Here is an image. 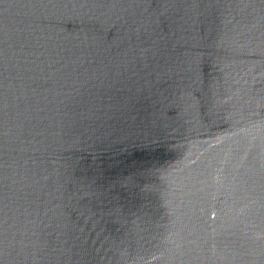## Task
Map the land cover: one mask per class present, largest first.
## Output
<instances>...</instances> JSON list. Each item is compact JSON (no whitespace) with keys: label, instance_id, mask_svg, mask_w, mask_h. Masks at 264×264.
<instances>
[{"label":"water","instance_id":"95a60500","mask_svg":"<svg viewBox=\"0 0 264 264\" xmlns=\"http://www.w3.org/2000/svg\"><path fill=\"white\" fill-rule=\"evenodd\" d=\"M0 264H264V0H0Z\"/></svg>","mask_w":264,"mask_h":264}]
</instances>
